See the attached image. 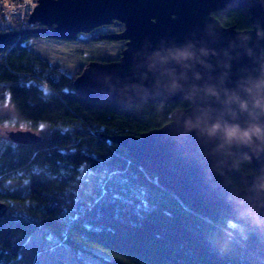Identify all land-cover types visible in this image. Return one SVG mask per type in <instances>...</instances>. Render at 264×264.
<instances>
[{
    "label": "trees",
    "instance_id": "obj_1",
    "mask_svg": "<svg viewBox=\"0 0 264 264\" xmlns=\"http://www.w3.org/2000/svg\"><path fill=\"white\" fill-rule=\"evenodd\" d=\"M215 15L223 25L250 27L245 6ZM14 30V19L0 12V33ZM37 38L57 39L24 33L0 45V100L9 95L29 130L48 127L34 144L0 139V201L8 207L0 216V264H21L18 252L43 226L73 251L100 248L108 254L103 264H264V241L253 230L189 209L107 138L160 127L174 109L188 106L186 100L125 106L110 98L88 100L73 86L84 65L68 72L53 64L32 46ZM237 168L253 171L247 159ZM128 177L145 190L147 210L126 206Z\"/></svg>",
    "mask_w": 264,
    "mask_h": 264
},
{
    "label": "water",
    "instance_id": "obj_2",
    "mask_svg": "<svg viewBox=\"0 0 264 264\" xmlns=\"http://www.w3.org/2000/svg\"><path fill=\"white\" fill-rule=\"evenodd\" d=\"M241 6L249 11V28L223 25L215 15ZM28 21L42 26L1 32L0 45L24 33L72 40L121 23L122 29L97 35L123 41L120 58L89 61L73 81L75 91L123 106L186 100L160 127L107 138L189 209L244 225L264 241V0H37ZM182 51L190 58H175ZM216 122L261 132L226 143L221 132L208 133ZM7 135L29 144L41 137L29 129ZM243 159L252 172L237 168ZM7 209L0 201V216Z\"/></svg>",
    "mask_w": 264,
    "mask_h": 264
},
{
    "label": "rangeland",
    "instance_id": "obj_3",
    "mask_svg": "<svg viewBox=\"0 0 264 264\" xmlns=\"http://www.w3.org/2000/svg\"><path fill=\"white\" fill-rule=\"evenodd\" d=\"M119 29H122V26L110 24L94 29L90 33H79L78 39L75 40L37 38L33 39L31 44L37 52L47 57L53 64L61 66L68 72H74L77 66H85L89 61L118 60L124 47L123 41L109 39L95 41L90 36L97 37L98 34ZM7 117H12V121L9 122ZM16 129L28 128L18 119L10 97L6 93L3 100H0V136H8L5 135L4 130ZM46 130L48 127L41 125L34 131L40 133ZM56 242L55 234L48 228L41 227L32 233L20 249L17 262L21 264H33L34 261L42 264H103V258L108 256L100 248L73 251Z\"/></svg>",
    "mask_w": 264,
    "mask_h": 264
},
{
    "label": "built area",
    "instance_id": "obj_4",
    "mask_svg": "<svg viewBox=\"0 0 264 264\" xmlns=\"http://www.w3.org/2000/svg\"><path fill=\"white\" fill-rule=\"evenodd\" d=\"M37 0H0V12L14 19L15 30L21 32L29 28L28 18Z\"/></svg>",
    "mask_w": 264,
    "mask_h": 264
},
{
    "label": "clouds",
    "instance_id": "obj_5",
    "mask_svg": "<svg viewBox=\"0 0 264 264\" xmlns=\"http://www.w3.org/2000/svg\"><path fill=\"white\" fill-rule=\"evenodd\" d=\"M190 56L191 54L186 51L177 52L175 54V58L177 59H186V58H190ZM208 92L212 95H215V93L211 89H208ZM262 108H264V106H262ZM217 132L222 133L223 139L226 143H231L233 140H238L240 142H247L251 139L253 135H259L261 130L259 128L241 130L236 125L222 126L219 122H216L213 123L211 127L208 129V133L209 135H215Z\"/></svg>",
    "mask_w": 264,
    "mask_h": 264
},
{
    "label": "snow or ice",
    "instance_id": "obj_6",
    "mask_svg": "<svg viewBox=\"0 0 264 264\" xmlns=\"http://www.w3.org/2000/svg\"><path fill=\"white\" fill-rule=\"evenodd\" d=\"M77 180H79V177L77 178ZM70 194L78 195V190L71 192ZM125 194L127 196V199L131 201V203L126 206L134 207L136 213H137V207L139 209V212L148 209L149 205L145 190L143 188H136L132 184L131 177H128V184L125 186ZM136 201L139 202L137 203Z\"/></svg>",
    "mask_w": 264,
    "mask_h": 264
},
{
    "label": "flooded vegetation",
    "instance_id": "obj_7",
    "mask_svg": "<svg viewBox=\"0 0 264 264\" xmlns=\"http://www.w3.org/2000/svg\"><path fill=\"white\" fill-rule=\"evenodd\" d=\"M36 24V25H35ZM42 25L41 24H39V23H34V24H32L31 25V27H41ZM103 27V26H102ZM99 28V27H98ZM4 133H5V135H7V130H4L3 131ZM4 138H8V136L7 137H3V136H0V139H4Z\"/></svg>",
    "mask_w": 264,
    "mask_h": 264
}]
</instances>
